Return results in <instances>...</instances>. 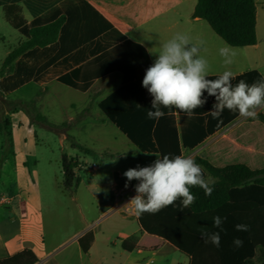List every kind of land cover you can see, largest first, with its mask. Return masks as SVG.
<instances>
[{"label":"trees","instance_id":"16d2710c","mask_svg":"<svg viewBox=\"0 0 264 264\" xmlns=\"http://www.w3.org/2000/svg\"><path fill=\"white\" fill-rule=\"evenodd\" d=\"M20 13L21 9L17 8L9 22L17 23ZM79 16H94L100 22V29L80 34L69 42L68 28ZM193 16L205 20L231 46L257 43L256 0H198ZM19 31L24 39L11 49L0 67L1 96L30 81L40 83L53 79L86 92L99 77L118 72L122 75L121 85L99 103V108L143 153H158L161 158L181 155L183 148L197 147L239 116L237 112L225 109L219 119H213L209 112L216 100L205 92L206 103L195 109L191 118L178 109L162 108L165 112L162 118L148 119L146 114L151 110L153 97L142 85L146 70L152 65L148 52L141 44L127 39L113 28L88 0H65L23 24ZM88 43H96L98 47L75 48ZM62 45L63 48H59ZM240 80L251 85L264 77L257 70H251L235 76L233 85ZM34 103L35 100L29 102L31 109ZM27 109L25 111L33 121L32 110ZM36 118L47 121L40 113ZM255 119L264 123V113H258ZM0 130L11 147L10 121L1 106ZM72 145L89 151L74 141ZM194 160L203 169L206 181L208 176L213 178L207 181L213 189L211 195H205L199 186L192 187L190 191L196 197L192 205L182 209L181 199H178L156 213L137 215L140 229L169 242L189 258V264H264V168L251 170L243 164L216 168L203 158L195 157ZM62 165L65 187L78 185L80 178L75 172L78 159L64 154ZM214 216L225 218L223 230L213 227ZM237 224L248 225V231H237ZM202 231L219 232V248L211 242L205 243ZM236 238L243 241L241 247L234 245ZM78 241L81 250L87 253L94 241L93 232L88 231ZM122 247L132 251L134 238L124 239ZM21 256L27 258L25 264L38 262L30 251ZM0 264L4 263L0 261Z\"/></svg>","mask_w":264,"mask_h":264},{"label":"crops","instance_id":"0c3cea01","mask_svg":"<svg viewBox=\"0 0 264 264\" xmlns=\"http://www.w3.org/2000/svg\"><path fill=\"white\" fill-rule=\"evenodd\" d=\"M63 1L65 0H0V30L5 29V33H0V42L3 47L0 48L2 54L0 55V67L11 49L24 39L19 31L20 27L58 6ZM197 1L88 0L89 4L113 28L121 32L127 39L141 44L148 52L152 64L156 60L162 45L177 33H181L189 36L193 43L203 42L200 54L208 61L209 76L221 75L226 70L233 72L235 76L257 70L264 77V0H256L257 43L244 47L230 45L236 55L233 58V63L227 66L224 65L223 58L219 54V49L227 43L217 35L205 20L193 16ZM17 8L21 9L20 20L12 24L8 19L15 16ZM95 29H100V22L97 18L79 16L68 28V41L71 42L78 35L88 34ZM102 32L101 34H104V31ZM97 47L96 43H88L75 48ZM59 48H63V45ZM121 83L122 75L118 72L99 77L86 92H81L94 99L99 109L98 112L90 113L91 105H88V107L81 109L80 116L72 114L66 122L48 121L55 126L65 123L68 125L67 132H71L72 135L63 134L59 128L49 127V129L62 132L61 142L71 138V151L66 154L76 157L78 166L79 162L87 165V171L92 169L97 172L99 170L98 165L91 162V156L97 154L95 148L101 141V136L100 133H94L92 137L83 139L81 136L75 135L77 133H74V130L77 129L79 132L87 130L89 119L94 121L91 125L92 128L96 125H104L106 123L104 119L107 118L101 112L99 103L116 90ZM31 84L36 87L34 97L40 104V111L45 106L44 97L52 85L59 90L66 87L70 88L55 79L40 83L30 81L8 95H0V105L4 106L5 101L17 102L18 106L21 105L22 101L19 99L11 100L10 95L26 89ZM51 102L53 103H51L50 111L56 106L74 107L73 104L64 105L60 103L56 93ZM3 109L4 116L10 121L13 142L11 147L8 146L5 134L0 130V261L4 264H25L27 258L21 255L25 251H30L37 258V264H59L55 257L61 251L60 241L55 242L50 247L46 244L44 237V195L40 182V161L36 158L38 147L36 127L29 114L21 107L16 111H9L5 106ZM256 111L257 114L264 113V108H258ZM40 114L47 118L42 112ZM51 114L56 115L53 111ZM109 123L112 125L110 127L118 129L110 121ZM73 141L89 149V151L74 147ZM130 143L128 153L115 152L112 155L115 154L130 161L147 157L152 161V164L158 158L156 153H143L131 141ZM181 155L193 159L195 157L203 158L216 168L243 164L251 170L263 169L264 123L257 119L238 116L231 123L206 138L197 147L193 149L183 148ZM79 178L80 184H82L83 177ZM212 180L213 178L208 176L207 181ZM126 183V178L119 177L105 189L110 198L108 202H102L106 205L100 214V223L107 220L115 211H120V207L130 200L135 187L128 183V186L125 187ZM136 183L138 184V181ZM93 186L100 187L99 184ZM75 193L79 196L77 191ZM2 197L6 199V202L1 201ZM76 199L77 197L70 193V200L74 202ZM74 223L75 229L65 236L62 244L74 246L81 259L86 258L89 261L94 259L101 264H157L167 254L174 253L177 256L178 253V257L173 260L172 264H189V258L180 253L176 247L158 236L142 231L138 224L131 233L122 236L116 235V231L111 228V225L99 230L96 229L88 213H79ZM90 230L93 232L94 241L88 252L84 253L78 239ZM130 237L134 238L135 248L132 251H127L123 249L122 241ZM125 255L127 258L122 260Z\"/></svg>","mask_w":264,"mask_h":264},{"label":"clouds","instance_id":"9594fccd","mask_svg":"<svg viewBox=\"0 0 264 264\" xmlns=\"http://www.w3.org/2000/svg\"><path fill=\"white\" fill-rule=\"evenodd\" d=\"M202 41L193 43L189 36L177 33L162 45L154 63L146 70L142 85L153 97L151 110L147 118L159 120L165 115L161 109H178L188 118L194 115V110L206 103L204 93L214 96L216 103L210 115L219 119L225 109L237 112L242 118L255 119L257 109L264 108V80L249 85L240 80L233 85L235 74L224 71L216 79L209 77L208 61L200 54ZM224 65H231L236 53L230 45L219 49ZM150 166L130 168L124 172L127 181L137 180L136 195L128 203L136 215L156 213L164 207L181 199L182 209L195 202L196 197L190 188L199 186L205 195H211L213 189L204 179L203 169L189 156H161ZM128 184H125L127 187ZM181 209V210H182ZM225 218L214 216L213 227L222 229ZM237 231H248L245 224L235 225ZM205 243L211 242L220 246V233L202 231ZM234 245L241 247L243 241L234 239Z\"/></svg>","mask_w":264,"mask_h":264},{"label":"rangeland","instance_id":"374dc122","mask_svg":"<svg viewBox=\"0 0 264 264\" xmlns=\"http://www.w3.org/2000/svg\"><path fill=\"white\" fill-rule=\"evenodd\" d=\"M3 32L5 33V29L0 30V33ZM0 48H3L1 42ZM0 55H2L1 52ZM35 91V85L31 84L26 89L10 95L11 100L19 99L22 101V104L20 103L21 105L18 106L16 104L17 102L10 103L5 101L4 106L7 107L9 111L21 107L24 110L28 108L32 110L33 113V123L37 130L38 142L36 158L40 161V182L44 195V237L46 244L51 247L55 242L60 241L59 243L61 244L59 246L61 247V251L55 257L59 264H101L94 259H91L90 261L86 258L81 259L74 246H66L62 244V241L68 233L75 229L74 222L78 214L81 212L90 215L94 227L98 230L111 225V228L116 231V235L123 236L131 233L137 226L136 217L124 213L121 210L123 205L120 207V211H115L107 220L100 223V214L104 211L103 209L106 205L102 202H108L110 198L108 194H106L105 189H107L115 179H118L119 177L126 178L123 174L128 169L150 166L152 165V161L147 157H140L130 161L123 157L116 156L115 154L112 155V153L115 152L128 153L130 151V141L118 129L110 127L112 125L107 119H104L106 122L104 125H96L94 128L91 126L94 121L89 119L90 121L87 123V130L85 129L83 132H79L75 129L74 133H77L75 135H79L83 139L86 137H92L94 133H100L101 141L98 142L99 144L95 148L97 154L91 156V162L98 165L99 170L97 172L92 169L87 171V165L79 162L80 164L75 172L78 177H83V182L82 184L79 182V188H77L79 184H74L72 187L66 188L62 156L71 151V138L68 140L65 139L61 142V137L62 132L63 134L67 133L69 135H72V133L67 132L68 125L66 123L55 126L47 122L57 120L66 122L68 117L72 114L80 116L81 109L88 107V105H91L90 113L98 112L99 109L98 106H96L94 99L88 97V95L67 87L63 90H59L52 85L44 97L45 106L43 110L40 111V104L34 97ZM55 93L59 97L60 103L64 105L73 104L74 107L67 106L62 108L56 106L51 110L56 114L53 116L50 108ZM32 100H35L33 109L29 106V102ZM0 106L2 108L4 107L2 105ZM40 112L47 117V121H42L36 118V114ZM48 126L59 128L62 132L59 133L53 131L49 129ZM136 181L137 180H132L130 182L127 181V183L135 187L137 185ZM94 184H99L100 187H94ZM75 191H77L79 196ZM70 193L77 197L74 202L70 200ZM47 198L49 199L46 200ZM131 198L132 196L130 199ZM55 212L56 215H54ZM177 257L178 253L177 256L174 253H169L160 261V263L157 264H172L173 260ZM126 258L125 255L122 260H125Z\"/></svg>","mask_w":264,"mask_h":264},{"label":"built area","instance_id":"2783aa9c","mask_svg":"<svg viewBox=\"0 0 264 264\" xmlns=\"http://www.w3.org/2000/svg\"><path fill=\"white\" fill-rule=\"evenodd\" d=\"M136 194H137L136 191H134V192L132 193V197H134ZM1 201H2V202H6V199L2 197V198H1ZM128 203H129V202H128ZM128 203L123 204V206L121 207V210H122L124 213H126L127 215H129V216H135V217H137V215L135 214V212H134L132 206H131V205H128Z\"/></svg>","mask_w":264,"mask_h":264}]
</instances>
